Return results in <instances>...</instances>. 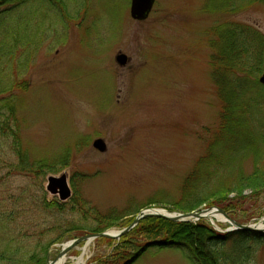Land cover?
<instances>
[{
	"label": "rangeland",
	"instance_id": "374dc122",
	"mask_svg": "<svg viewBox=\"0 0 264 264\" xmlns=\"http://www.w3.org/2000/svg\"><path fill=\"white\" fill-rule=\"evenodd\" d=\"M253 1L238 8V0H155L143 21L130 17V0L31 1L25 12L33 16L38 44L17 116L29 159L55 167L38 186L0 162V264H28L32 253L41 258L48 242L64 239L46 247L53 260L67 241L104 226L97 214L117 213L108 231L123 229L141 210L179 212L173 209L180 185L205 153L208 128L218 117L209 64L222 43L219 31L240 27L254 33L257 50L264 46V1ZM118 53L128 57L124 66L115 61ZM262 71L256 79L263 90ZM97 138L105 152L92 146ZM1 153L5 163L16 162L7 148ZM240 168L250 173L252 157ZM62 173L71 195L77 193L67 202L45 190L46 177ZM77 197L89 208H75ZM43 199L66 204L57 213L42 209ZM133 209L138 212L126 214ZM190 220L212 224L218 233L232 229L224 220ZM107 240L93 238L87 247L82 242L59 264H109L103 260L116 242ZM241 255L246 264H264V246L255 240L237 243ZM130 264L199 263L185 247L149 246Z\"/></svg>",
	"mask_w": 264,
	"mask_h": 264
},
{
	"label": "trees",
	"instance_id": "16d2710c",
	"mask_svg": "<svg viewBox=\"0 0 264 264\" xmlns=\"http://www.w3.org/2000/svg\"><path fill=\"white\" fill-rule=\"evenodd\" d=\"M31 1L50 5L52 0H0V153L2 148H7L16 157V162L5 163L1 157L0 162L17 174L29 175L34 184L41 186L44 174L54 169V163L46 159H29L21 141L22 122L17 116L21 98L29 88L26 72L30 58L38 44L31 34L33 16L25 12L30 9ZM239 2L242 4L238 8L247 4L246 0ZM219 33L222 43L209 64L212 89L219 103L217 121L208 128L210 140L206 151L183 179L173 210L186 213L200 209L203 204L206 208L216 206L237 222L247 223L264 214V92L256 79L264 65L261 57L264 46L257 50L254 33L240 27H229ZM261 42L264 45V37ZM249 73L255 76L252 78ZM248 156L252 157L253 168L245 174L240 164ZM231 193L234 195L228 197ZM76 194L73 192L72 197ZM65 204L57 203L55 199L49 202L43 199L41 203L42 209L57 213ZM73 206L81 210L89 208L78 197ZM134 209L126 214L137 213L138 210ZM116 214L115 211L104 216L97 214L98 224L104 226L96 227L91 233L108 228L118 217ZM133 219L131 217L126 226ZM69 227L79 228L71 227V224ZM63 240L48 242L47 246ZM247 240H255L264 246V233L243 230L218 233L201 220L171 221L145 217L118 241L108 238L107 241L116 242V246L103 263L130 264L149 246H178L187 248L199 264H246L243 255L237 257V243ZM233 241L236 245L231 247V244L225 249L226 244ZM150 242L154 244L147 246ZM46 247H43L41 258L32 253L27 258L28 264H45ZM9 251L14 253L15 249Z\"/></svg>",
	"mask_w": 264,
	"mask_h": 264
},
{
	"label": "water",
	"instance_id": "95a60500",
	"mask_svg": "<svg viewBox=\"0 0 264 264\" xmlns=\"http://www.w3.org/2000/svg\"><path fill=\"white\" fill-rule=\"evenodd\" d=\"M154 3L155 0H130V5H129L130 17L136 21L145 20L149 16ZM115 61L118 65L124 66L128 61V57L123 53H118L115 56ZM258 81L262 85L264 90V70L259 76ZM92 146L99 152L106 151V144L104 140L101 138L95 139L92 142ZM45 190L52 195L58 196L59 200L61 201H66L71 197V188L69 186L67 175L65 173H62L58 176L56 175L47 176ZM211 210H212L211 208H206L200 211H192L189 213L153 212L154 210H143L140 211L135 216L133 221L128 226L119 230L118 234L115 236H112L107 231H104L96 234L90 233V234L81 235L80 237L68 241L61 247L57 256L53 260L50 261L49 259H47V264H57V261L60 257L64 256L68 251H70L73 247L77 246L81 242L89 241L96 237L119 239L121 235L129 231L139 222L140 219L145 217H161L171 221H185V220H189L190 218H195V219L205 218V213H208ZM213 210L220 213L228 221V223L233 226L232 229L227 231L243 230V231H255V232L264 233V228L257 229L250 224H241L235 221L234 219H232L225 211H223L220 208L214 207ZM152 244H154V242L148 243L147 246Z\"/></svg>",
	"mask_w": 264,
	"mask_h": 264
},
{
	"label": "bare ground",
	"instance_id": "6f19581e",
	"mask_svg": "<svg viewBox=\"0 0 264 264\" xmlns=\"http://www.w3.org/2000/svg\"><path fill=\"white\" fill-rule=\"evenodd\" d=\"M153 212H167V210H162L161 208L159 209H153ZM205 218L210 219V220H217L219 222H222L224 220V218L215 210H211L208 213H205ZM254 228L257 229H262L264 228V220L260 221L259 223H257L256 225H252ZM104 232V231H101ZM110 235L115 236L118 234L119 230H108L107 231ZM90 234V233H89ZM96 234V233H94ZM121 237V236H120ZM109 239H113V238H109ZM114 240H118V239H114ZM91 240L87 241L85 243V247H87L89 245ZM63 260V257H60L59 260L57 261V264L61 263Z\"/></svg>",
	"mask_w": 264,
	"mask_h": 264
}]
</instances>
